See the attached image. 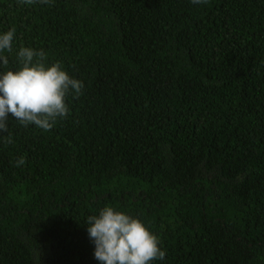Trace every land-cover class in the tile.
I'll list each match as a JSON object with an SVG mask.
<instances>
[{"label": "trees", "instance_id": "16d2710c", "mask_svg": "<svg viewBox=\"0 0 264 264\" xmlns=\"http://www.w3.org/2000/svg\"><path fill=\"white\" fill-rule=\"evenodd\" d=\"M12 29L0 73L23 46L84 87L0 132V264H100L105 206L159 238L151 264H264V0H0Z\"/></svg>", "mask_w": 264, "mask_h": 264}, {"label": "clouds", "instance_id": "9594fccd", "mask_svg": "<svg viewBox=\"0 0 264 264\" xmlns=\"http://www.w3.org/2000/svg\"><path fill=\"white\" fill-rule=\"evenodd\" d=\"M32 3L33 0H24ZM48 3V0H40ZM193 4L207 0H191ZM15 30L0 34V53L12 50ZM21 67L0 73V132H8L9 114L27 127L34 124L44 131L50 130L58 118L69 114L66 98L70 92L77 96L83 83L70 77L59 63L46 67L45 53L21 47L17 53ZM0 61L7 66L6 56ZM12 143L11 138L6 140ZM25 160L20 158L17 166ZM85 224L89 239L94 244V258L100 264H151L162 260L165 252L159 247V238L137 218L113 207L105 206L98 214L87 217Z\"/></svg>", "mask_w": 264, "mask_h": 264}]
</instances>
